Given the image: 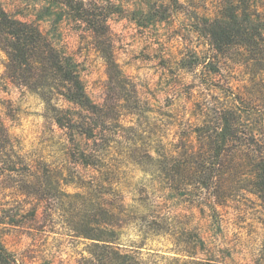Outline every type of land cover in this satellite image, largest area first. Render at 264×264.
I'll return each mask as SVG.
<instances>
[{
	"label": "rangeland",
	"instance_id": "rangeland-1",
	"mask_svg": "<svg viewBox=\"0 0 264 264\" xmlns=\"http://www.w3.org/2000/svg\"><path fill=\"white\" fill-rule=\"evenodd\" d=\"M71 1L66 5L64 0H0V5L14 18L37 25L76 61L92 101L104 106L87 114L94 134L102 139L96 144L90 140L91 147L114 145L117 139V152L133 150L136 164L122 158L110 162L112 168H104L100 160L97 166L66 161L63 153L70 133L53 123L43 99L10 76L7 55L0 48V117L9 136L3 143L22 172L28 173L29 163L45 173L41 189L29 194L16 190L12 174H0V241L7 249V259L0 264H79L89 256L90 242L78 232L87 225L83 226L89 221L85 214L96 202L69 197L67 193L80 190L58 188L60 174L84 186L111 174L117 183L114 191L124 197L129 213L120 231L126 245H138L140 216L180 235L194 255L175 261L172 256L179 246L168 235L149 234L140 238L145 248L135 250L141 264H264L263 198L240 188L227 199L197 185L173 190L164 163L148 157L153 149L163 155L175 148L176 135L192 133L198 101L225 100L231 91L246 87V76L238 67L228 64L210 72L205 65H195L213 53L200 28L202 17L220 0ZM108 51L115 66L107 62ZM111 72L115 80L118 77L117 88ZM112 98H117L115 105ZM137 105L140 115L126 114ZM175 119L185 125L181 132L172 128ZM254 148L264 149L263 144ZM108 201L117 207L112 196ZM139 204L146 212L137 215ZM115 213L110 220L117 221ZM101 217L93 216L92 221ZM67 218L79 222L78 230Z\"/></svg>",
	"mask_w": 264,
	"mask_h": 264
},
{
	"label": "trees",
	"instance_id": "trees-1",
	"mask_svg": "<svg viewBox=\"0 0 264 264\" xmlns=\"http://www.w3.org/2000/svg\"><path fill=\"white\" fill-rule=\"evenodd\" d=\"M64 2L66 5L72 4L71 0ZM205 15L206 17H202L203 27L200 30L208 38L213 53L202 62L196 61L195 65H205L210 72H217L224 66L228 67V64L238 67L246 76V87L242 91H231L225 100L198 101L199 112L192 119V133L182 132L181 135H176L178 141L175 148L163 155L153 149L148 152V157L164 163L163 170H167L168 184L173 190L197 185L208 190L210 195L218 198L223 194L227 199L231 192L240 188V191H249L264 200V149L254 148L257 144H263L264 147V3L260 4L257 0H220L214 10ZM101 32L98 28V33ZM99 34L95 36V40L100 45L102 38ZM0 48L7 55L10 76L43 99L47 110H51L50 118L53 123L70 133L69 145L63 153L66 161L97 166L96 161L100 160L104 168H112L113 164L110 162L114 163L122 158L127 164L135 166L133 150L125 151L124 155L117 152V139L114 140V145L109 143L106 146L103 143L100 148L89 144L90 140L95 143L102 139L94 134V129L90 126L91 117L87 114L95 112L97 108L104 109V106L99 107L92 101L76 61L59 50L37 25L14 18L1 5ZM106 57L111 66L116 65L111 52ZM111 82H115L117 88L118 77L115 80L112 72ZM112 99L115 105L117 100L114 99L117 98ZM139 109L140 105H137V109L125 111L127 115L138 116ZM172 128L181 132L185 125L180 119H175ZM8 137V131L0 117L1 176L12 174L14 187L21 193L29 194L31 190L38 192L45 173L42 174L39 167L29 163L26 164L28 173L22 172L19 161L8 153L6 142L3 143ZM136 153L137 149L134 148V154ZM107 163L111 167L105 165ZM96 168L102 172V167ZM108 171L106 169V174ZM110 175L100 178L94 185L85 186L69 182L62 174L60 176L63 179L56 180L58 188L76 187L80 190L67 193L69 197L81 198L82 201L94 199L96 202L95 207L84 204L92 207L85 214L89 221L83 224L87 225L83 231L78 232V236L89 240L90 247L89 256L79 264H141L135 250L145 248V242H140V238L149 234L168 235L179 246L172 256L175 261L194 256L183 245L180 235L170 232L162 223L155 224L146 218L142 221L140 216H137L140 226L135 240L138 245L123 243L124 237L120 231L124 228L123 221L129 213L124 197L114 191L117 183L111 180ZM110 196L117 201V207L109 203ZM144 206L140 205L141 208L136 210L137 215L146 212ZM130 207L134 205L131 204ZM115 212L117 221L110 220ZM7 216L13 218L9 213ZM93 216H102L104 219H97L94 223ZM67 220L74 230H78L79 222L76 219ZM199 239L203 245V238ZM135 247L138 248L134 249ZM5 252L7 249L0 241V260L7 259Z\"/></svg>",
	"mask_w": 264,
	"mask_h": 264
}]
</instances>
